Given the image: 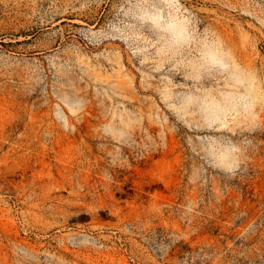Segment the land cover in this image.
Masks as SVG:
<instances>
[{
	"label": "rangeland",
	"instance_id": "rangeland-1",
	"mask_svg": "<svg viewBox=\"0 0 264 264\" xmlns=\"http://www.w3.org/2000/svg\"><path fill=\"white\" fill-rule=\"evenodd\" d=\"M0 264H264V0H0Z\"/></svg>",
	"mask_w": 264,
	"mask_h": 264
}]
</instances>
